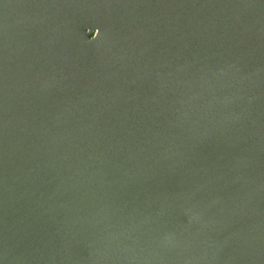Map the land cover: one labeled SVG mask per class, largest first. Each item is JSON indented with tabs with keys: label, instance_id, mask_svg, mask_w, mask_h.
I'll use <instances>...</instances> for the list:
<instances>
[{
	"label": "water",
	"instance_id": "1",
	"mask_svg": "<svg viewBox=\"0 0 264 264\" xmlns=\"http://www.w3.org/2000/svg\"><path fill=\"white\" fill-rule=\"evenodd\" d=\"M0 264H264V0H0Z\"/></svg>",
	"mask_w": 264,
	"mask_h": 264
}]
</instances>
